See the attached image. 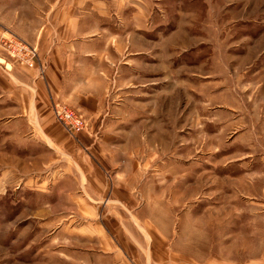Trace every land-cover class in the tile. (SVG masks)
Listing matches in <instances>:
<instances>
[{
    "label": "rangeland",
    "instance_id": "rangeland-1",
    "mask_svg": "<svg viewBox=\"0 0 264 264\" xmlns=\"http://www.w3.org/2000/svg\"><path fill=\"white\" fill-rule=\"evenodd\" d=\"M167 4L153 35L154 71L140 69L138 87L110 94L116 108L107 107V119L92 124L63 106L86 120L80 134L55 114L57 125L34 131L0 119V264H68L69 245L84 246L88 232L109 226L85 182L118 175L134 186L119 190L132 194L124 198L155 213L186 264L201 252L247 263L264 244V221L247 203L264 200V85L251 92L231 81H262L264 53L246 58L264 38V0ZM256 101L261 108H244ZM16 127L22 132L11 134Z\"/></svg>",
    "mask_w": 264,
    "mask_h": 264
},
{
    "label": "crops",
    "instance_id": "crops-1",
    "mask_svg": "<svg viewBox=\"0 0 264 264\" xmlns=\"http://www.w3.org/2000/svg\"><path fill=\"white\" fill-rule=\"evenodd\" d=\"M169 2L0 0V38L15 34L35 47L39 55L34 67H26L13 62L0 49L3 63L0 66V119L11 125H25L32 131L37 127L42 130L45 126L58 124L55 109L61 110L63 106L81 113L92 124L107 119L104 116L107 107L113 111L116 108L111 102L107 105L110 94L119 98L138 87L140 69L154 71L153 35L156 26L165 25L164 7ZM184 22L180 25L182 29ZM253 46L246 58L250 62L264 53L261 52L264 51V38ZM164 53L163 49L160 57L163 61L170 58L168 51V54ZM143 56L147 63L142 60ZM259 77L262 81L247 77L231 81L233 84L247 83L253 92L256 87L260 88L259 85H264V76ZM249 104L244 108L262 107L261 101ZM113 118L114 113L109 122H114ZM16 129L11 134L22 132L21 128ZM22 139L26 141L28 137ZM23 149H27V144ZM118 176L110 180L105 177L102 182H85L89 199L94 198L96 205L98 202L102 205L100 217L108 222L109 231L101 227L88 232L84 238L89 243L84 246L69 245L67 250L72 251L68 253V264H186V253L170 251L171 234L156 225L155 213L148 216L144 212L147 206L139 211L134 198H124L123 193L132 194L119 190L125 187V190H132L134 186L119 180ZM136 178L137 175L129 177L130 180ZM94 189L98 190L99 196ZM234 199L231 196L226 205L233 206ZM247 203L257 210L252 212V217L264 221V200L260 198L257 202ZM153 210L155 212V208ZM225 211L229 215V210ZM215 217L220 219L218 214ZM201 218L196 217L198 221ZM196 251L198 253L199 249ZM252 259L247 263L236 262L219 258L212 252L205 259L201 252L200 257H194L193 264H264V244L258 247Z\"/></svg>",
    "mask_w": 264,
    "mask_h": 264
},
{
    "label": "built area",
    "instance_id": "built-area-1",
    "mask_svg": "<svg viewBox=\"0 0 264 264\" xmlns=\"http://www.w3.org/2000/svg\"><path fill=\"white\" fill-rule=\"evenodd\" d=\"M0 48L13 61L26 67H34L39 59L38 51L21 38L13 34L3 35L0 38ZM0 59V66L2 65ZM57 121L68 131L80 134L87 131L88 124L80 115L70 109L62 108L55 111Z\"/></svg>",
    "mask_w": 264,
    "mask_h": 264
}]
</instances>
